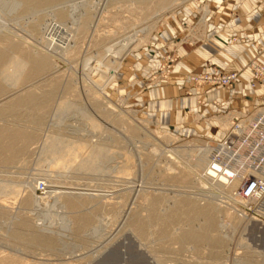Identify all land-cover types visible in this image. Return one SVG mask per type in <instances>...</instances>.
<instances>
[{"label": "rangeland", "instance_id": "rangeland-1", "mask_svg": "<svg viewBox=\"0 0 264 264\" xmlns=\"http://www.w3.org/2000/svg\"><path fill=\"white\" fill-rule=\"evenodd\" d=\"M137 1L0 0V48L8 53L14 45L48 65L0 93V264L9 257L16 264H99L111 249L136 254L134 264H264V226L242 215L233 190L199 178L206 179L231 119L264 109V84L248 89L254 102L227 109L247 90L190 81L226 73L212 64L189 70L192 87L217 98L206 133L193 128L204 113L169 118L177 101L162 107L152 94L162 96L181 67L179 48L199 36L208 15L226 8L240 15L244 6L252 15L264 0H238L241 7L237 0ZM53 22L65 31L54 47L45 32ZM252 61L264 65L263 53L246 65ZM246 65L235 72H244L243 81L246 73L252 78ZM222 90L227 99L218 97ZM26 92L35 101L14 106ZM208 147L206 160L196 156ZM41 183L53 188L39 190ZM193 232L206 238H186Z\"/></svg>", "mask_w": 264, "mask_h": 264}, {"label": "crops", "instance_id": "crops-1", "mask_svg": "<svg viewBox=\"0 0 264 264\" xmlns=\"http://www.w3.org/2000/svg\"><path fill=\"white\" fill-rule=\"evenodd\" d=\"M251 1L252 0H248V2ZM245 2L249 4L247 0H245ZM239 3L238 6L241 7L243 2ZM253 5L254 4H252V6ZM260 6V11L258 13L252 12V15L246 14L244 9L247 10V6L246 8L244 6V9L242 7L238 9V11L241 12L240 15H237L235 12L230 13L229 8H226V14L208 15L205 18V22H201L202 19L199 21L204 23V28L198 33V37L193 36V42L191 41L190 45L181 46L179 48L178 54L182 59L181 67L176 68L170 81L163 83V86L160 88L162 89V96L159 97L161 94L159 89L152 90L155 99H163V101H161L162 107L169 108L172 105V101H177L174 105V110L176 111L169 113L168 109V111H166L167 117L175 118L177 116L181 118L187 114L186 112L188 109L191 114L194 113L198 115L200 111L204 113L203 115H205L206 118L202 119L204 121L201 124L193 123L194 131L206 133L207 129H210L209 127L213 124L211 125L207 117L213 114L216 115L214 109L216 108V110H218V106L215 104L217 98L208 88L201 90V92L194 89L189 82V70L193 71V73L200 72L207 63L208 65H214L223 72H238L242 70L254 55L261 53L264 55V50L260 48L264 47V13L261 14V11H264V4ZM235 35L237 37H242L243 41H233L232 38ZM256 41L259 42V47L253 45ZM249 79L250 74L246 73V80H242L236 86V89L240 91L247 90L246 98H237L236 94H234V96L232 95L234 104L233 106L230 105L227 109L235 107L241 110L244 107L243 102L255 101V99L252 98L253 95L249 92L251 90L247 83ZM248 89L250 90L248 91ZM220 94L221 95L218 96L219 98L227 99L228 92L226 90H222ZM193 101L197 103V105H195L197 109H193ZM209 110L210 112H208ZM184 112L186 114H184ZM219 122L221 121L219 120Z\"/></svg>", "mask_w": 264, "mask_h": 264}, {"label": "built area", "instance_id": "built-area-1", "mask_svg": "<svg viewBox=\"0 0 264 264\" xmlns=\"http://www.w3.org/2000/svg\"><path fill=\"white\" fill-rule=\"evenodd\" d=\"M246 68L252 73L249 88L263 86L264 65L252 61ZM243 74L209 71L192 77L190 81L199 87L226 89L233 93ZM248 115L245 112L231 119L229 127L224 130V138L213 148L208 165L212 169L215 164L220 165L222 169L215 170L218 175L223 174L230 182H241L234 197L241 205L243 215L251 216L253 221L264 226V109L252 117Z\"/></svg>", "mask_w": 264, "mask_h": 264}, {"label": "bare ground", "instance_id": "bare-ground-1", "mask_svg": "<svg viewBox=\"0 0 264 264\" xmlns=\"http://www.w3.org/2000/svg\"><path fill=\"white\" fill-rule=\"evenodd\" d=\"M40 1H46V0H40ZM135 1H137V0H135ZM139 1H141V3L143 4L144 2H147V1H150V0H139ZM164 1H166V0H164ZM36 2H37V0H36ZM163 6H165V5H163ZM49 24L47 23V25H46L45 28L48 27L49 29L48 30L45 29L46 30L45 32H46V36L49 39L51 38L48 42H52L51 45L53 46L56 43L58 44V42L55 39V37L61 36L65 31L61 28L62 26H60L56 22L54 24H50V25ZM129 40L131 42V39H129ZM44 41H46V40H44ZM65 41L64 42L63 41H60V42H62V44H65ZM68 44L66 46H70ZM128 47H131V45L128 46ZM46 49L48 50V48H46ZM9 50L10 51L8 53H6L4 50H2L0 48V93L3 92V91H5V88L7 87V85L11 81L12 82H17V81L23 82V81H27V80H29L31 78L32 74L35 75V74H37L39 72H42V71H45V70L48 69L47 60L42 55L35 54V53H33V54H31V53L26 54L25 52H22L21 50H18L14 45H12ZM115 50L117 51V48ZM114 63H116V62H114ZM11 67L13 69L10 71L9 68H11ZM32 95L33 94L31 92H26L23 97L16 99L13 102L14 103L13 105L14 106H16V105L25 106L23 104H32L35 101L33 99L34 97ZM26 138L28 139V137H26ZM209 151H211V150H209V147L206 150V152H204V153H203V149L200 148L197 151L196 156H198V158H200V157L202 158L203 157V159L206 160L208 158L207 156L210 153ZM51 152H52V154H50V156L51 157L53 156V158H55L56 155H57L56 150L54 149ZM203 162H204V160H203ZM89 166H92V165L89 164ZM216 169L221 170L222 167L220 165H218V164H215V169L210 168L209 165L206 166V169H205L206 170L205 171L206 173H205L204 176L206 177V179L210 183L205 178L203 179V178L199 177L200 180H202V184H204V185L208 184L209 186H212V187H215L216 186L217 188H220V189L224 188V190L227 191V192H230L231 190H233L232 192H234L238 188V186L240 185L241 182L239 180H234L233 182H230L227 179V177L224 176L223 174L222 175H220V174L218 175V173L215 172ZM211 184H213V185H211ZM40 185H43L42 188L39 189L37 187V189L42 190V191H45V189H47V188H49V189L50 188H53L50 184H47L46 185L45 183H41ZM54 194H55V192H54ZM57 194L60 195V194H64V193L58 192ZM250 222H253V221H250ZM253 225L259 226L257 223H254V222H253ZM212 227H214L213 226V223L210 222L208 224V228H212ZM186 238L192 239L193 242L195 241V242L198 243V242L203 241L206 238V236L193 232V233L188 234L186 236ZM123 248H127V247L125 245H123ZM122 256H123L122 257L123 260L121 261L122 263H119V264H134V263H136L137 260H140V258H135V259L132 260L131 257H130V253H128L127 250H125L124 253H122ZM6 261L9 262L10 264H16L17 263L14 260V258H12V257H9V259H6ZM98 262H99V264H104L103 263V260H101V258L98 260ZM113 262H114V260H112L110 263L113 264Z\"/></svg>", "mask_w": 264, "mask_h": 264}, {"label": "water", "instance_id": "water-1", "mask_svg": "<svg viewBox=\"0 0 264 264\" xmlns=\"http://www.w3.org/2000/svg\"><path fill=\"white\" fill-rule=\"evenodd\" d=\"M136 254L134 255L133 253H130V257L133 260L136 258ZM121 257V258H120ZM122 254L118 252L117 249H111L108 252H106L102 257L101 260H103V263H110L112 260H114L113 264H119L121 263L122 259Z\"/></svg>", "mask_w": 264, "mask_h": 264}]
</instances>
